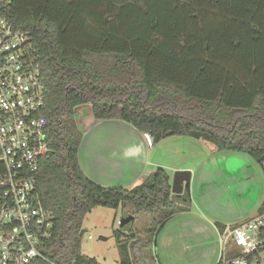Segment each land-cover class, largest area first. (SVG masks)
I'll list each match as a JSON object with an SVG mask.
<instances>
[{
	"label": "trees",
	"instance_id": "1",
	"mask_svg": "<svg viewBox=\"0 0 264 264\" xmlns=\"http://www.w3.org/2000/svg\"><path fill=\"white\" fill-rule=\"evenodd\" d=\"M0 16L30 34L46 85L51 151L37 184L54 227L46 259L33 264H100L81 236L98 206L129 208V224L157 215L149 238L133 227L114 235L118 264H158L153 236L187 203L165 167L132 188L90 178L82 105L94 121H124L154 143L189 136L264 162V0H0Z\"/></svg>",
	"mask_w": 264,
	"mask_h": 264
},
{
	"label": "built area",
	"instance_id": "2",
	"mask_svg": "<svg viewBox=\"0 0 264 264\" xmlns=\"http://www.w3.org/2000/svg\"><path fill=\"white\" fill-rule=\"evenodd\" d=\"M45 88L30 34L0 16V264L46 259L52 236L54 215L37 184L41 161L51 151ZM219 238L216 264H264V209L227 226Z\"/></svg>",
	"mask_w": 264,
	"mask_h": 264
},
{
	"label": "crops",
	"instance_id": "3",
	"mask_svg": "<svg viewBox=\"0 0 264 264\" xmlns=\"http://www.w3.org/2000/svg\"><path fill=\"white\" fill-rule=\"evenodd\" d=\"M94 122L84 132L80 162L90 178L108 187L132 188L141 184L158 167H165L171 175L175 170H190L193 190L196 188L195 178L198 183V177L201 178L204 173L199 175L197 168L207 155L211 152H215V156L225 154V151L216 152L217 148L208 142L189 136H172L154 143L149 134L124 125V121L100 120L101 123L97 125ZM116 132L118 137L111 136ZM126 132H129V137L125 136ZM198 187V194H202L200 185ZM194 199L196 198L192 194L191 206L183 205V210L166 220L157 232L162 237L157 250L158 264H171L170 256L178 255L182 264H216V237L227 226L239 224L234 222L233 215H220L221 218L215 214L205 216L204 207H193ZM168 245L185 248L179 252L168 248ZM190 248L192 254L187 253ZM166 249L169 251L167 254Z\"/></svg>",
	"mask_w": 264,
	"mask_h": 264
},
{
	"label": "rangeland",
	"instance_id": "4",
	"mask_svg": "<svg viewBox=\"0 0 264 264\" xmlns=\"http://www.w3.org/2000/svg\"><path fill=\"white\" fill-rule=\"evenodd\" d=\"M76 116L77 118H93L92 106L90 104H85L78 107L76 109ZM93 121L94 120L89 121L83 126L84 132L92 127L90 124ZM100 123V120H97L94 122V125ZM122 123L128 127L132 126L126 122ZM111 136L118 137V133L116 132ZM125 136L129 137V132H126ZM216 152H219V150ZM215 155H217L215 152L208 154L206 159L203 160L204 162L202 161L197 168V171L199 170V175L204 173L201 178L200 176L198 177L201 182L199 180L197 183V178H195L194 185L196 188L194 187L192 190L193 185L190 187L192 191L191 195L194 194L196 198L194 199L195 203L193 207H204L205 216H207V214H215L221 218L220 215H233L235 217L234 222L242 223L250 219L256 213L258 214L261 209L264 208L263 168L253 157L235 150H227L222 156ZM214 159L216 160L214 161ZM212 161L214 162L212 163ZM211 169H213V172H211ZM177 171L178 170L172 171V180ZM199 185L202 189V194H198ZM191 203L192 201H188L185 205L189 207ZM195 211L196 210H193V212ZM156 216L141 215L134 224H129V218H135V215L129 208L121 206L118 209H112L98 206L92 209L84 219L83 229H87V232L83 236L82 252L88 257L97 259L100 264H118L121 261V255L114 232L116 230H124L133 227L141 231V236L143 238H149L151 235L147 231L155 223ZM163 224L159 225L157 232L162 228ZM157 232L153 236V254L158 259L159 254L157 250L162 237ZM89 236H91V238ZM100 236L106 239L102 240ZM219 242L220 238L217 236L215 261L219 258L218 256L221 251ZM168 248H173V250L180 252L185 247L178 245L170 247V245H168ZM186 249L188 250V248ZM167 253H169V251L166 249L165 254ZM187 253L192 254L191 248ZM179 258V255L170 256L169 260H171V264H182ZM183 264H187V262Z\"/></svg>",
	"mask_w": 264,
	"mask_h": 264
},
{
	"label": "water",
	"instance_id": "5",
	"mask_svg": "<svg viewBox=\"0 0 264 264\" xmlns=\"http://www.w3.org/2000/svg\"><path fill=\"white\" fill-rule=\"evenodd\" d=\"M93 118H84L80 117L77 119L78 125L80 128H83V126L88 123L89 121H92ZM191 178H192V172L190 170H178L175 172L173 181H172V191L174 194L179 195V199L183 200L184 202H188L192 200L191 195ZM87 232V229H82L81 236H84V234ZM100 239L105 240L106 238L103 236H100Z\"/></svg>",
	"mask_w": 264,
	"mask_h": 264
}]
</instances>
